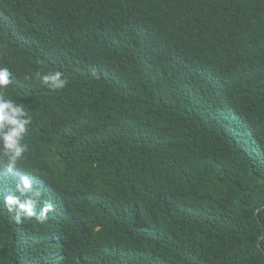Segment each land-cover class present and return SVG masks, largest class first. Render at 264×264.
<instances>
[{"label": "trees", "instance_id": "trees-1", "mask_svg": "<svg viewBox=\"0 0 264 264\" xmlns=\"http://www.w3.org/2000/svg\"><path fill=\"white\" fill-rule=\"evenodd\" d=\"M0 69V264H264V0H0Z\"/></svg>", "mask_w": 264, "mask_h": 264}, {"label": "clouds", "instance_id": "clouds-1", "mask_svg": "<svg viewBox=\"0 0 264 264\" xmlns=\"http://www.w3.org/2000/svg\"><path fill=\"white\" fill-rule=\"evenodd\" d=\"M10 72L7 69H0V88L8 86ZM62 73L59 71L49 72L41 76L42 82L52 88H63L67 81L61 79ZM31 123V117L28 116L24 108L16 104L11 99L0 95V148L8 156L11 164H15L18 158L27 150V145L23 144L25 134L28 131V125ZM26 188L30 184L25 181ZM5 203L9 206H18L17 220L21 215H34V202L31 200L21 201L19 197L9 196L5 198ZM47 205L44 211L51 209Z\"/></svg>", "mask_w": 264, "mask_h": 264}]
</instances>
